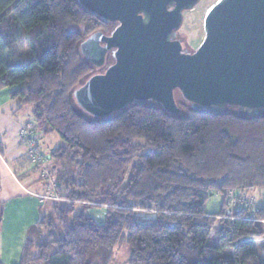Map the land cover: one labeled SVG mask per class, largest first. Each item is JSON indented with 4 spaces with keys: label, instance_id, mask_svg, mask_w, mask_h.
Instances as JSON below:
<instances>
[{
    "label": "trees",
    "instance_id": "1",
    "mask_svg": "<svg viewBox=\"0 0 264 264\" xmlns=\"http://www.w3.org/2000/svg\"><path fill=\"white\" fill-rule=\"evenodd\" d=\"M96 30L108 25L76 0H0V90L31 107L34 127L63 140L48 158L62 200L35 225L19 264H112L123 243L128 264H264L255 242L264 207L227 200L264 188V115L196 111L180 100L174 114L146 105L86 114L71 95L94 71L79 44ZM213 194L222 202L208 213ZM95 205L106 209L102 223L87 212ZM140 211L152 216L140 221Z\"/></svg>",
    "mask_w": 264,
    "mask_h": 264
},
{
    "label": "water",
    "instance_id": "2",
    "mask_svg": "<svg viewBox=\"0 0 264 264\" xmlns=\"http://www.w3.org/2000/svg\"><path fill=\"white\" fill-rule=\"evenodd\" d=\"M199 0H76L108 25L79 44L101 68L73 95L94 118L130 105L179 112V100L202 112L234 109L264 115V0H217L204 13L203 39L188 50L177 37L184 11Z\"/></svg>",
    "mask_w": 264,
    "mask_h": 264
},
{
    "label": "crops",
    "instance_id": "3",
    "mask_svg": "<svg viewBox=\"0 0 264 264\" xmlns=\"http://www.w3.org/2000/svg\"><path fill=\"white\" fill-rule=\"evenodd\" d=\"M10 90H0V264L20 263L29 232L43 215L51 211L53 202L59 199L57 196L41 199L46 193V182H41L39 166L28 161L22 142L18 138L21 125L31 121V107L20 106L10 97ZM35 128L36 131H32V135L36 132L43 136L49 135L44 134L39 127ZM47 145L50 147L46 152H39L43 154L48 166L50 150L60 144L53 145L49 142ZM234 194L243 195L242 198L251 199L255 205L264 207V188L243 194L235 191ZM221 202V195L209 196L204 205L205 211L217 212ZM87 212L97 223L104 221L105 211L100 221L94 218L91 210ZM255 242L264 244V236Z\"/></svg>",
    "mask_w": 264,
    "mask_h": 264
},
{
    "label": "rangeland",
    "instance_id": "4",
    "mask_svg": "<svg viewBox=\"0 0 264 264\" xmlns=\"http://www.w3.org/2000/svg\"><path fill=\"white\" fill-rule=\"evenodd\" d=\"M216 1L217 0H199V2L195 5V7L193 9L184 11L183 21H182L180 29L178 30L177 37L179 39H182L185 47L188 50H190V51L195 50L199 46V44L201 43V41L203 39V35H204L203 23H202L203 15H204L205 11ZM87 36L88 35H84L83 39H85ZM18 44H19L18 46H19L20 50L27 51V48H28L27 40L25 39V37L23 35L19 36ZM109 62H110V60L108 58L106 64L104 66H102L101 68L97 69V68L93 67L94 71L89 76H91L94 73L103 72L104 68L108 65ZM89 76H87L82 81H80L76 85L74 90L78 86H80L85 81V79H87ZM71 96H72V99L74 100V102L76 103L73 92H72ZM21 127H24V124H22ZM32 131H36V128L34 127L32 129ZM50 133L48 136H43V134L40 135L37 132L33 135L35 142H36V149H37L36 151L46 152L48 150V148L50 147L49 145H47V143H49V142H50V144H53V145L63 143V140L60 138V136L58 135L57 132H50ZM18 138H19V136H18ZM19 140H20V142H22V147L24 148L26 158H28V161L31 162V158L29 155L30 146L28 145L27 139H20L19 138ZM133 144L138 145L140 147V149L142 150V152L143 151L145 152L146 149H145L144 141L135 139L133 141ZM141 150H140V152H141ZM31 163H33V162H31ZM47 167H48L47 171L49 172V178L46 176L45 179H43V178H40V179H41V182H46V186L49 185V188L51 187V189H53V185L50 186V182L48 181V179L53 178L52 170L50 168V161L48 162ZM38 173L40 174V167H39ZM52 193H53V191H52ZM242 197H243V195H235L233 192L230 191V192H228L227 200L230 203H233V202L237 203V202L243 201ZM61 200H59V202ZM253 204H254V202H253ZM87 207H88V208H86L87 211L91 210L94 213L93 216L97 221L102 220V218H103L102 216L104 214V211L106 210L105 207L96 206V205L95 206H87ZM51 213H54V212L51 210ZM147 213L148 212L140 211V212L136 213L135 218L141 221L147 217L149 218L150 216H152V214H147ZM98 214L100 215V217H98ZM48 220H50V219H48V217H46V221L44 222L43 232H42V234L44 236L47 234L48 230L51 229L50 226L49 227L47 226L49 224ZM45 223H46V225H45ZM36 230H37V228L33 229L31 232H29L28 236H31V238H35ZM129 254H130V251H129L128 245L126 243H123L122 245L118 246L115 249L114 260H113L112 264H128L127 260L129 258Z\"/></svg>",
    "mask_w": 264,
    "mask_h": 264
},
{
    "label": "built area",
    "instance_id": "5",
    "mask_svg": "<svg viewBox=\"0 0 264 264\" xmlns=\"http://www.w3.org/2000/svg\"><path fill=\"white\" fill-rule=\"evenodd\" d=\"M34 128V125L32 123V121H29L27 123L24 124V127H21L18 131V136L20 139H27L28 141V145L30 146V150H29V155L31 158V161L36 163L39 167H40V178L45 179L46 176L49 178V172L47 171L48 167L45 164L46 163V159H44L43 154L40 153L39 151H36V143H35V139L32 135V129ZM48 181L50 182V186H54V182H53V178L48 179ZM46 193L44 195L41 196V199L43 198H53V189H51V187L49 188V185L46 186Z\"/></svg>",
    "mask_w": 264,
    "mask_h": 264
}]
</instances>
